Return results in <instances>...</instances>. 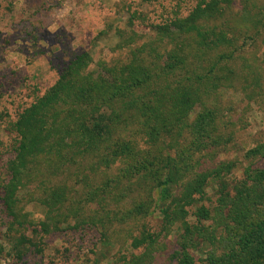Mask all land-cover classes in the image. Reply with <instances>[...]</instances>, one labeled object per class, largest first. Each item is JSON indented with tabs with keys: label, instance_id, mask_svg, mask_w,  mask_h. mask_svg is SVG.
Segmentation results:
<instances>
[{
	"label": "trees",
	"instance_id": "16d2710c",
	"mask_svg": "<svg viewBox=\"0 0 264 264\" xmlns=\"http://www.w3.org/2000/svg\"><path fill=\"white\" fill-rule=\"evenodd\" d=\"M232 4L199 0L188 16L154 25L152 40L141 45L135 34L125 41L118 31L122 40L114 52L127 50L125 61L117 55L93 72L92 54L77 55L54 85L8 123L16 142L2 184L0 258L7 252L22 261L31 248L43 251L25 234L33 222L19 206L24 194H39L32 201L45 213L37 234L77 223L99 227L103 244L124 245L117 223L142 221L140 235L129 243L141 254L130 256L129 264H154L175 230L170 264H264V168L250 165L227 184L223 178L237 162L215 159L232 135L218 123L213 100L236 86L264 94V60L242 55L252 35L264 44V0H244L241 11L228 17L224 11ZM244 160H264V141ZM81 168L95 178L117 173L70 210L74 186L55 182ZM87 175L78 176L76 185ZM212 183L218 190L213 209L205 205ZM155 214L159 233L144 222Z\"/></svg>",
	"mask_w": 264,
	"mask_h": 264
},
{
	"label": "rangeland",
	"instance_id": "374dc122",
	"mask_svg": "<svg viewBox=\"0 0 264 264\" xmlns=\"http://www.w3.org/2000/svg\"><path fill=\"white\" fill-rule=\"evenodd\" d=\"M198 1L0 0V245L5 243L6 225L2 214V184L8 180L6 165L15 156L16 142V135L8 129V123L16 120L21 110L29 106L35 97L54 85L77 55L83 52L92 54L93 63L89 69L93 72H98L102 65L111 62L117 55L120 61H125L127 50L114 52L122 39L127 41L129 35L135 34L136 45L152 40L156 31L154 25L162 24L169 18L188 16ZM243 2L233 0L232 8L224 13L229 17L241 11ZM120 30L125 32L122 39L118 33ZM245 43L248 44L242 55L264 60L261 37L252 35V39ZM213 102L220 111L218 123L223 132L232 135V141L215 155L216 160L237 162L232 174L223 178L225 183L232 184L240 179L239 175L246 167L264 168V160H244L248 150L264 141V94L259 98L236 86L235 89L221 90ZM192 118H195V113ZM48 166L46 164L45 168ZM82 168L76 175L67 173L55 182L68 188L74 186L68 202L70 210L80 207L88 192L99 188L117 173L95 178ZM86 174L83 185H76L77 177ZM217 191L215 183H212L205 202L208 208L216 206ZM37 195L24 194L19 206L33 222L26 225L25 234L39 243L43 251L37 253L35 248H31L22 261L12 259L5 252L0 264H129L130 256L141 254V250H133L129 243L131 238L140 235L142 221L117 223L123 226L120 230L119 225L115 226L117 231L127 238V242H122L120 238L124 245L103 244L99 227L84 225L78 228L75 226L77 223H63L59 231L37 234L35 231L40 229L45 213L42 206L32 201L37 200ZM126 208L114 210L124 212ZM144 222L151 232L162 230L157 214ZM177 234L175 230L168 237L167 250L156 258L154 264H170L168 258L177 249ZM195 255L199 258L200 253Z\"/></svg>",
	"mask_w": 264,
	"mask_h": 264
}]
</instances>
